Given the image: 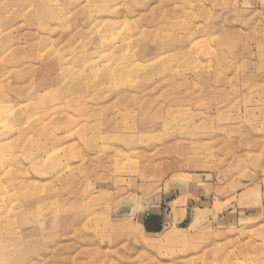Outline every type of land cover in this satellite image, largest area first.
Masks as SVG:
<instances>
[{
    "label": "rangeland",
    "instance_id": "1",
    "mask_svg": "<svg viewBox=\"0 0 264 264\" xmlns=\"http://www.w3.org/2000/svg\"><path fill=\"white\" fill-rule=\"evenodd\" d=\"M57 263L264 264V0H0V264Z\"/></svg>",
    "mask_w": 264,
    "mask_h": 264
},
{
    "label": "crops",
    "instance_id": "2",
    "mask_svg": "<svg viewBox=\"0 0 264 264\" xmlns=\"http://www.w3.org/2000/svg\"><path fill=\"white\" fill-rule=\"evenodd\" d=\"M181 199L180 197L175 198L174 201ZM143 222L145 225V229L149 233H158L162 230L163 227L167 226L171 223L169 215L163 211L160 206L152 208L144 215Z\"/></svg>",
    "mask_w": 264,
    "mask_h": 264
},
{
    "label": "bare ground",
    "instance_id": "3",
    "mask_svg": "<svg viewBox=\"0 0 264 264\" xmlns=\"http://www.w3.org/2000/svg\"><path fill=\"white\" fill-rule=\"evenodd\" d=\"M155 24H157V22L155 23ZM161 26H163V27H167V26H169V23L166 21V20H163L161 23ZM53 85V84H52ZM30 129H34V126H33V124L30 126ZM58 264V263H57Z\"/></svg>",
    "mask_w": 264,
    "mask_h": 264
}]
</instances>
